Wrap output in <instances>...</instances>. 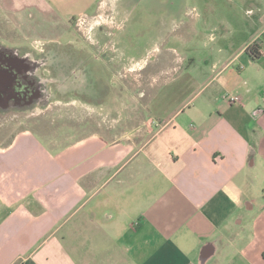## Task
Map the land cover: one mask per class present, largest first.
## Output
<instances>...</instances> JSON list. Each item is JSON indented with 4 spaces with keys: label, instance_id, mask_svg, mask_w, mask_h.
I'll return each instance as SVG.
<instances>
[{
    "label": "crops",
    "instance_id": "crops-1",
    "mask_svg": "<svg viewBox=\"0 0 264 264\" xmlns=\"http://www.w3.org/2000/svg\"><path fill=\"white\" fill-rule=\"evenodd\" d=\"M13 1L0 12L16 29L80 35L86 72L134 73L157 49L146 34H170V11L189 18L178 41L202 45L167 47L145 78L81 101L87 118L66 140L0 136V264H264V53L249 51L261 32L254 47L209 46L208 17L187 0H148L139 17L134 0Z\"/></svg>",
    "mask_w": 264,
    "mask_h": 264
},
{
    "label": "rangeland",
    "instance_id": "rangeland-1",
    "mask_svg": "<svg viewBox=\"0 0 264 264\" xmlns=\"http://www.w3.org/2000/svg\"><path fill=\"white\" fill-rule=\"evenodd\" d=\"M18 1L20 0L13 1L14 7L18 8ZM24 1L28 4L31 3L29 2L31 0ZM200 1L187 0L186 10L192 16L208 17V21L202 22V25L199 24L198 29L202 30L204 36L209 34L214 36L213 40L209 41V46H215V42L219 41L220 44L228 45V49L236 48L251 41L263 29L264 0ZM0 2L4 3L2 4L4 7L7 0H0ZM132 2L138 3V6L136 9H130L129 15L139 17L147 13L146 4L149 3L148 0H134ZM168 2L172 9L176 0H169ZM155 3H152L151 6L157 7ZM7 7L5 8L7 9ZM32 11L29 9L28 12L32 13ZM5 13L6 15H2L0 12V44L22 47L29 50L33 58L43 59L41 60L43 64L37 71V75L43 80H22V82L18 80L19 83L17 80H9L4 88L1 87L2 80H0V136L4 138H10L16 131L30 127L47 138L58 132L63 135V140H66L72 135L75 128L81 132L83 120L87 118L83 116L84 109L81 101L90 100L95 107H98L100 102L107 98L103 92L106 88L120 87L117 83L118 80H135V77H138L137 79L145 78L153 69V61L156 57H161L166 52L167 47H174L181 53L186 50V46L189 48L196 46L200 51L202 45V40L196 38L192 39L186 46L178 41V33L185 29V22L189 18L183 17L178 11H170V34L167 36L155 31L146 34V45L154 44L157 49L155 53L147 56L143 64L134 73L122 69L118 72L114 69L102 72L96 67L98 66L96 62L86 72L80 60L81 48L77 47L81 43L80 35L77 33L76 36L55 35L45 28H35L34 31L24 33L16 29L14 15L8 11ZM147 14L149 15V13ZM225 35L226 38H224ZM73 38L77 44H71L69 40ZM140 48L141 46L138 49ZM71 80H97L95 88L100 87L103 93L101 95L98 93L91 94L88 97L87 92L83 90V86L80 84L81 81L73 83ZM99 84H104V86ZM92 86L90 87L91 90H93ZM20 89H22L20 93H25V96L17 98L15 95L19 94L17 91ZM8 94L12 97L9 101H7L10 97ZM71 99H75L74 104L70 102ZM7 103L9 108L4 107ZM85 123L87 125L86 121H84Z\"/></svg>",
    "mask_w": 264,
    "mask_h": 264
},
{
    "label": "flooded vegetation",
    "instance_id": "flooded-vegetation-1",
    "mask_svg": "<svg viewBox=\"0 0 264 264\" xmlns=\"http://www.w3.org/2000/svg\"><path fill=\"white\" fill-rule=\"evenodd\" d=\"M30 53L31 52L29 50H25L22 47H12L0 44L1 87L4 88V86H7V82L9 80H19L20 82H22V80H43L39 75H37L38 68H41L43 64V61H41L43 59L37 60L36 58H33ZM21 91L22 89L17 91V93H19L18 95H15L17 98L25 96V93H20ZM8 96L10 95L8 94ZM10 99H12L11 96L8 97L7 101ZM13 100L15 99L13 98ZM11 102L13 101L11 100ZM4 107L9 108V104L7 103Z\"/></svg>",
    "mask_w": 264,
    "mask_h": 264
},
{
    "label": "built area",
    "instance_id": "built-area-1",
    "mask_svg": "<svg viewBox=\"0 0 264 264\" xmlns=\"http://www.w3.org/2000/svg\"><path fill=\"white\" fill-rule=\"evenodd\" d=\"M80 21H81V20H80ZM260 37L262 38L263 48L261 49L260 47H258V52H257V53H264V27H263V29H262V31H261V33H260ZM260 37H257V38H255V39H253V40L251 41V43L249 44V47H250V46H252V47L256 46V45H257V40H260ZM262 96H263V99H264V89H263V91H262ZM233 99H237V100H238V97H233ZM263 110H264V103H263V105H262L260 108H256V109L253 111V113H254L255 115H257V114H259L260 112H262Z\"/></svg>",
    "mask_w": 264,
    "mask_h": 264
},
{
    "label": "trees",
    "instance_id": "trees-1",
    "mask_svg": "<svg viewBox=\"0 0 264 264\" xmlns=\"http://www.w3.org/2000/svg\"><path fill=\"white\" fill-rule=\"evenodd\" d=\"M249 51L251 52L253 57H256L258 55V53L256 52L254 48H249Z\"/></svg>",
    "mask_w": 264,
    "mask_h": 264
}]
</instances>
